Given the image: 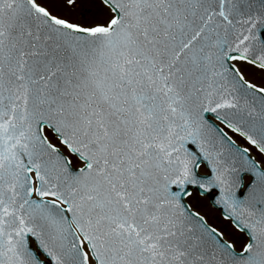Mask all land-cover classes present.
Returning a JSON list of instances; mask_svg holds the SVG:
<instances>
[{"label": "snow or ice", "instance_id": "6c2138e0", "mask_svg": "<svg viewBox=\"0 0 264 264\" xmlns=\"http://www.w3.org/2000/svg\"><path fill=\"white\" fill-rule=\"evenodd\" d=\"M0 264H264V0H0Z\"/></svg>", "mask_w": 264, "mask_h": 264}, {"label": "flooded vegetation", "instance_id": "af4514ba", "mask_svg": "<svg viewBox=\"0 0 264 264\" xmlns=\"http://www.w3.org/2000/svg\"><path fill=\"white\" fill-rule=\"evenodd\" d=\"M238 141H239V139L241 140V141H239V143H246L244 140H243V138H241V137H235ZM242 145V144H241Z\"/></svg>", "mask_w": 264, "mask_h": 264}, {"label": "rangeland", "instance_id": "374dc122", "mask_svg": "<svg viewBox=\"0 0 264 264\" xmlns=\"http://www.w3.org/2000/svg\"><path fill=\"white\" fill-rule=\"evenodd\" d=\"M235 138V137H234ZM236 139V138H235ZM239 141H241L240 139H239ZM239 141L237 140V142L239 143ZM240 144H242V145H244L245 143H240ZM254 155H255V153H253ZM214 211V210H213Z\"/></svg>", "mask_w": 264, "mask_h": 264}]
</instances>
